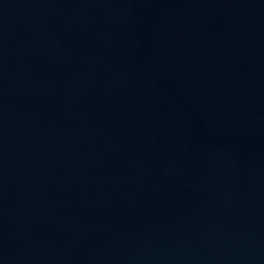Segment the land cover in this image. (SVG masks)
Returning <instances> with one entry per match:
<instances>
[{
	"label": "water",
	"instance_id": "water-1",
	"mask_svg": "<svg viewBox=\"0 0 264 264\" xmlns=\"http://www.w3.org/2000/svg\"><path fill=\"white\" fill-rule=\"evenodd\" d=\"M0 264H264V0H0Z\"/></svg>",
	"mask_w": 264,
	"mask_h": 264
}]
</instances>
